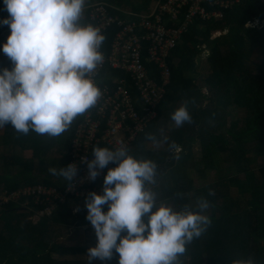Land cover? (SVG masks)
I'll use <instances>...</instances> for the list:
<instances>
[{"label": "trees", "instance_id": "trees-1", "mask_svg": "<svg viewBox=\"0 0 264 264\" xmlns=\"http://www.w3.org/2000/svg\"><path fill=\"white\" fill-rule=\"evenodd\" d=\"M100 1L122 8L130 6L127 11L140 14L149 12L158 0ZM107 11L126 22L136 19L110 7ZM254 17L262 23L246 27ZM7 18L9 13L4 0H0V20ZM81 18L80 25L93 26L87 13ZM225 28L224 35L212 37ZM5 30L10 31L8 25L0 24V35ZM204 51L208 52L206 61L210 71L206 77H202L196 67V59ZM248 51L252 56L247 55ZM2 54L0 70L10 71L13 64ZM168 65L170 80L164 98L152 109L155 117L126 149L127 154L138 161L151 160L157 165L156 183L147 185L156 195V206L164 204L178 212L188 210L210 220L206 231L186 244L178 264H233L241 259L264 264V2L242 0L239 5L224 10L219 20H194L181 36ZM116 75L119 72L105 67L98 79L112 86ZM185 102L192 123L174 126L171 115L179 108L178 103ZM231 106L243 115L227 126V119L233 115L228 111ZM137 110L142 113L141 109ZM87 114L92 116L91 109L77 116L58 137L40 135L31 129L25 135L16 132L10 123L5 125L0 135L3 148L0 163L5 170L1 169L0 175L2 192L11 193L38 183L64 188L69 182L65 178L57 176L56 182L39 181V174L33 169L36 165L43 169L46 158L55 153L52 151L56 146L62 155L63 168L67 167L72 138L77 128H82ZM166 129L168 133L161 137ZM148 136L155 137V141ZM157 141H164L163 149L146 146L148 142ZM97 146L117 150L106 143ZM176 147L180 149L178 152ZM217 154L221 159L224 157L222 160L228 168L213 166ZM55 161L59 163L58 159ZM115 164L117 167L118 163ZM211 169H216V174L207 179ZM220 179H224L225 186L213 185ZM201 198L209 204L202 213L198 207ZM25 200L22 197L7 204L0 202V264H88L82 258L87 249L83 245L67 246L69 239L62 238L59 232L62 228H85L94 237L92 242H97L86 220L85 200L69 198L57 203L53 214L41 217L37 223L29 219L31 211L21 204ZM30 206L41 208L34 203ZM74 208H78V212H73ZM107 210V205L102 207V211ZM150 214L142 217L145 224ZM113 252L111 260H98L97 264H118L119 254Z\"/></svg>", "mask_w": 264, "mask_h": 264}, {"label": "clouds", "instance_id": "clouds-1", "mask_svg": "<svg viewBox=\"0 0 264 264\" xmlns=\"http://www.w3.org/2000/svg\"><path fill=\"white\" fill-rule=\"evenodd\" d=\"M85 2L4 0L9 18L0 24L8 25L10 35L0 51L13 68L0 70V128L10 123L18 133L26 135L31 129L58 137L97 104L102 93L88 74L103 62L98 49L105 37L98 28L79 24ZM171 120L177 127L192 123L187 102L173 112ZM147 138L155 141L153 136ZM92 154V161H84L89 180L94 181L98 170L109 163L118 166L104 177L103 194L90 192L85 199L86 220L97 238L96 246L87 250L88 264L111 260L113 250L119 254L118 264H178L186 244L206 231L209 218L164 204L157 207L156 195L147 187L156 183L157 165L151 160L138 161L124 147L114 151L94 147ZM49 172L68 180L71 189L77 166ZM105 205L107 212L102 211ZM198 207L202 213L209 204L201 198ZM149 213L145 224L142 217ZM233 264L254 262L241 259Z\"/></svg>", "mask_w": 264, "mask_h": 264}, {"label": "built area", "instance_id": "built-area-1", "mask_svg": "<svg viewBox=\"0 0 264 264\" xmlns=\"http://www.w3.org/2000/svg\"><path fill=\"white\" fill-rule=\"evenodd\" d=\"M240 2L164 0L161 3L158 0L147 13H130L136 19L128 22L110 14L107 11L109 6L103 1L87 7L84 13L89 15L93 27L98 28L105 37L98 49L103 55V62L88 74L102 95L97 104L90 108L92 116H85L82 128L78 127L72 138L67 165L75 164L77 173L71 189L70 182L62 189L38 183L11 193L5 190L0 194V202L7 204L26 198L21 204L31 211L32 217L29 219L37 223L41 217L52 215L57 203L69 198L82 201L90 192L103 194L104 177L116 164L109 163L105 169L98 170L99 175L94 181L89 180L87 163L84 161L94 159L93 148L101 143L116 149L130 145L155 117L152 109L164 98L170 80L168 59L189 25L195 19L217 20L224 10ZM105 67L114 73L119 72L116 78L113 77L112 81L116 83L112 86L98 79ZM138 108L142 113L138 112ZM31 203L41 208L33 209ZM77 211L78 208L73 209V212Z\"/></svg>", "mask_w": 264, "mask_h": 264}, {"label": "rangeland", "instance_id": "rangeland-1", "mask_svg": "<svg viewBox=\"0 0 264 264\" xmlns=\"http://www.w3.org/2000/svg\"><path fill=\"white\" fill-rule=\"evenodd\" d=\"M100 0H95V1H91V0H86V2H85V6H84V10L83 11H85V9L87 8V7H89L90 5H92L93 3H95V2H99ZM261 2L263 1L264 2V0H260ZM93 2V3H92ZM241 2H242V0H241ZM240 2V3H241ZM139 3V2H138ZM239 3V4H240ZM112 10H115V11H117V12H121V13H124V14H128V15H130V13H131V11H127V10H129V9H131V7L130 6H123L124 8H122V7H117L115 4H108V3H106ZM140 4V3H139ZM238 4V5H239ZM129 8V9H128ZM84 15V12H82V16ZM81 16V17H82ZM82 19V18H81ZM219 20V19H218ZM249 24H251L252 26H250V27H257L258 25H260L261 23H262V21L260 22V20L258 19V18H256V17H254V18H252L249 22H248ZM8 30H5V31H3L2 33H1V35H0V37H1V39L3 40V42H4V44L6 43V41H7V37L10 35V31H8ZM225 32H227V28H225V29H223V31H221V32H216V33H214L213 34V38H215V37H219L220 35H224L225 34ZM2 52V51H1ZM3 53V52H2ZM0 54V62L2 61V59H3V54ZM172 55V54H171ZM247 55L248 56H252V54H251V52L250 51H248V53H247ZM207 57H208V52H206V51H204L203 53H201V55H199V57L196 59V63H197V71H198V73L202 76V77H206L207 76V74H209L210 73V71H209V69H208V66H207V61H206V59H207ZM178 60V58H176L175 57V60L174 61H177ZM251 60L253 61V58H251ZM255 61L256 62H258V60L257 59H255ZM254 67H252L251 69H253ZM254 72H255V70H254ZM178 105V107H180V106H182L183 105V103H178L177 104ZM228 111L232 114L233 113V115H232V118L230 119V117L227 119V126H228V124L229 123H231V121H234L235 119H237V118H240V117H242V115L243 114H239L238 113V111H236V108L234 107V106H231V108L229 107L228 108ZM175 126V125H174ZM168 127H170V125L168 126ZM168 130L169 129H166V131H164V132H162L161 133V137H165L164 135H166L167 133H168ZM3 134V128H0V135H2ZM48 144H53L52 142H47ZM164 141H157V142H154V143H151V142H148L147 143V147L148 148H150V149H154V150H157V149H163L164 148ZM0 149L2 150L3 148L0 146ZM58 150V148H57V146H56V150H53L52 152H55V153H53V154H51L50 156H48L47 158H46V162L44 163L45 165H44V167H43V169L42 168H40L39 166H35L34 167V173H36V174H39V181H43V180H50V181H52V182H56V180L55 179H57V176H52L51 177V173L49 172V169H51V168H55V169H57V171H59V169H61V168H63V164L61 163V154H60V152H58L57 151ZM175 150H176V152H178V150H180L179 149V147H176L175 148ZM197 151H199L198 149H197ZM218 155V154H217ZM224 157H222V159H223ZM56 159H58L59 160V163L58 162H56L55 160ZM221 159V156H219L218 155V158H217V160L216 161H214L213 162V166L214 167H217V168H222V169H226V167L228 168V166H226L225 165V162H223V160ZM38 162H35V164H37ZM259 163V161L257 162V163H255V164H258ZM0 165H1V167H0V175H2V173H3V171L2 170H4V164L3 163H0ZM2 169V170H1ZM5 171V170H4ZM12 172H15V169H13L12 170ZM215 174H216V169H211L209 172H208V176H207V179H209V178H211V177H214L215 176ZM195 177V176H194ZM36 179H37V177H36ZM35 179V180H36ZM195 180H193L194 181V184L195 185H197V178L195 177L194 178ZM213 185H217V186H225V181H224V179H220L218 182L216 181V182H214L213 183ZM4 188L3 187H0V193L2 192V190H3ZM4 193V192H3ZM3 193H1V195L3 194ZM160 206V205H159ZM159 206H157V207H159ZM78 212V211H77ZM59 232H60V235H61V237L62 238H65V239H69V241H67V246H73V245H83L87 250L89 249V248H93V247H95L96 246V244H97V242L96 243H93L92 242V239H94V237L93 236H91V234L90 233H88L87 232V230L85 229V228H71V230L70 229H64V228H62V230H59ZM145 235H147V233L145 234ZM63 242V241H62ZM118 242V241H117ZM113 251H115V250H113ZM87 252L85 253V257L84 256H82V258L83 259H85L87 262H88V259H87ZM54 257H56V256H54ZM97 262H98V259L97 260H93L92 262H91V264H97Z\"/></svg>", "mask_w": 264, "mask_h": 264}, {"label": "crops", "instance_id": "crops-1", "mask_svg": "<svg viewBox=\"0 0 264 264\" xmlns=\"http://www.w3.org/2000/svg\"><path fill=\"white\" fill-rule=\"evenodd\" d=\"M238 5V4H237ZM220 19V18H219ZM213 20V19H212ZM209 21H211V20H209Z\"/></svg>", "mask_w": 264, "mask_h": 264}]
</instances>
